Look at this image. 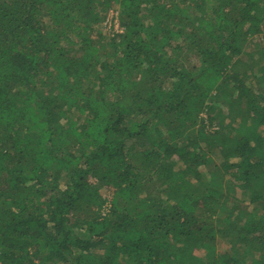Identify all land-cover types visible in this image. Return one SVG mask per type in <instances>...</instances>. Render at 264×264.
I'll return each instance as SVG.
<instances>
[{
	"label": "trees",
	"instance_id": "obj_1",
	"mask_svg": "<svg viewBox=\"0 0 264 264\" xmlns=\"http://www.w3.org/2000/svg\"><path fill=\"white\" fill-rule=\"evenodd\" d=\"M263 29L264 0H0V264H264Z\"/></svg>",
	"mask_w": 264,
	"mask_h": 264
},
{
	"label": "rangeland",
	"instance_id": "obj_2",
	"mask_svg": "<svg viewBox=\"0 0 264 264\" xmlns=\"http://www.w3.org/2000/svg\"><path fill=\"white\" fill-rule=\"evenodd\" d=\"M116 11L113 10V9H109L108 13L106 14V18H104V20L102 21L101 24L98 25V27H95V30H97V32L95 34H100L102 37L100 39L101 42H106L109 37H111V34L112 33H118L121 31L120 29V26H119V23H118V20H117V17H116ZM264 42V29L261 30L260 33L254 35V36H251L250 39L248 40L247 44L243 47V52L239 55V57L242 59V60H245L247 58V54L248 52H254L258 47H260V44ZM108 49V48H107ZM248 60V58H247ZM257 69L255 68L253 70V72H256ZM251 77V74L248 76L246 80V83L249 84L253 89L255 90H259L260 92L262 88L261 85H258V83L253 80ZM263 96H264V93H263ZM216 104H214V106L216 107V109H218V111H220V114L218 113H215L213 114L212 116L214 117L213 118V122L212 124H210L209 126V129H208V122H204L205 123V128H207L208 132L209 130L211 131L212 129H217L218 126L217 124H219L220 122L224 121L225 120V117L228 115L227 114V110L229 109H232V105L227 107V102L225 101H220L219 99L218 100H215ZM261 104L264 103V97L262 99V101H260ZM264 105V104H263ZM239 111H243L242 109L240 110H237V109H232L230 110L231 112V117L233 119H238L236 118L235 116L239 113ZM203 118L206 119V115L205 114H202L201 115ZM212 160L210 161V164L208 165V169H210L211 167H213L214 165H217L220 161V158L219 156L214 152L212 155ZM223 193L225 195L228 196V193L226 192L225 189H223ZM86 210V213L89 212V209H85ZM100 213H104V208L101 209ZM81 215L83 216H86V214H83L81 213ZM222 215V212H220V214L218 215V217H221ZM71 221L72 222H75V220L73 219V217L71 218ZM221 245V244H220ZM224 245V244H223Z\"/></svg>",
	"mask_w": 264,
	"mask_h": 264
}]
</instances>
